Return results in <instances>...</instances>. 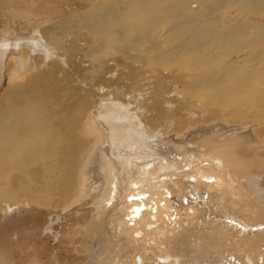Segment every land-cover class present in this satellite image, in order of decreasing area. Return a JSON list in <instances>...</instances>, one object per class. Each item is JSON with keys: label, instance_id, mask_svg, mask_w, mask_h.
I'll return each mask as SVG.
<instances>
[{"label": "bare ground", "instance_id": "1", "mask_svg": "<svg viewBox=\"0 0 264 264\" xmlns=\"http://www.w3.org/2000/svg\"><path fill=\"white\" fill-rule=\"evenodd\" d=\"M81 1L3 13L0 212L51 197L96 264H264V0Z\"/></svg>", "mask_w": 264, "mask_h": 264}, {"label": "rangeland", "instance_id": "2", "mask_svg": "<svg viewBox=\"0 0 264 264\" xmlns=\"http://www.w3.org/2000/svg\"><path fill=\"white\" fill-rule=\"evenodd\" d=\"M96 1H101V0H96ZM82 2L83 1L81 0H59L58 4H59L60 9H62L63 11H69V10L73 11L74 9H84L87 6L83 4ZM7 5L9 6L7 7ZM8 8H12V0H9L8 2L4 0H0V29L1 30L6 28L5 26L7 23L5 21V18L3 17V13L9 10ZM7 31H8L9 36L12 35L11 27H7L6 33ZM8 58H9V55L7 59ZM7 59H6V62H7ZM46 65L49 66L50 64L48 65V62H47ZM6 70H7V67L6 66L4 67V65L2 68H0V73H3V74H0V99H2V96L6 92L5 90L7 88H12L10 86L12 85V82L7 76L8 73L6 72ZM180 87L181 89H183L182 88L183 86H181V83H177L175 89L178 88V90H175V93H177L176 91H179V90L183 92L180 89ZM180 91L177 94L179 93L183 94ZM186 92H190V90ZM191 93L192 92H190L189 94L191 95ZM194 93L195 92L193 91L192 98L195 99L194 97H196L197 99L198 93L196 92L197 96ZM94 106L96 107L95 102H94L93 107ZM23 130L24 132L27 133V131H25V128L22 129V131L20 130L21 133L19 131L18 133L23 134L24 133ZM28 135L30 136V134ZM28 135L27 137H29ZM26 163L28 162L27 161L22 162L21 160V164L24 165ZM26 165L28 166V164ZM28 167H25V168L27 169ZM34 172L36 173V171H34L33 169L32 173L35 174ZM249 177L251 176H248V178ZM255 179L256 181L254 183V186L257 187L258 189L254 191L255 192L254 195L261 196V194H264V174L260 175L259 177ZM24 189L23 190L21 189L22 191L21 190L16 191L19 194L17 193L16 194L17 197L15 196L18 199V201L22 202L23 204L19 203L18 201L15 202V200H17L16 198L14 200L12 199L13 204L10 206L9 208L10 210L8 211V213L6 214L5 212H0V213H5L6 215L3 218L0 217V254H2V259H3V262L1 264H84V263L90 264L91 262H93V264H96V262H99V263L103 262L102 261L103 259H106L108 261L107 258L110 257L109 254H112L111 253L113 252L112 248L115 247L113 246V243H112L113 239H110L111 240L110 243L105 244L107 248H108L107 245H110V247L108 249L104 247L102 251L101 247H97V246H100V243H96V242L90 243L89 237L76 236L75 238L74 236H71V234L69 235L70 222H68V220L66 221L64 220L65 221L64 222L60 218H57L56 215L55 217L53 216V214L57 213V208L53 207V200L49 201L51 197H49V199L46 200V203L45 201L41 200L44 197L42 198L40 197V201H37L35 200L36 198H34L33 194L28 188L26 189L27 191ZM26 194L29 196H27ZM12 198H14V196ZM53 198L54 197L52 196V199ZM29 200H31L32 202H30ZM25 201H26V204L24 203ZM33 201H36L37 204L34 203ZM215 201H213L212 207H214ZM49 202L50 203L52 202V203L50 204ZM219 202L221 206L224 204L225 200L224 201L220 200ZM259 202L260 201H258L257 203ZM15 206H17V208L14 210ZM49 207L51 208L49 209ZM209 219L210 221L213 220L211 216L209 217ZM111 243L113 247H111ZM85 250L87 251V254ZM103 254L105 255V258ZM106 260L104 261L107 262Z\"/></svg>", "mask_w": 264, "mask_h": 264}]
</instances>
